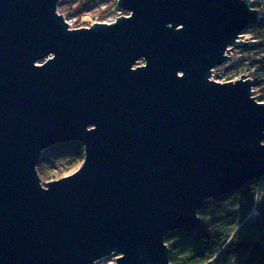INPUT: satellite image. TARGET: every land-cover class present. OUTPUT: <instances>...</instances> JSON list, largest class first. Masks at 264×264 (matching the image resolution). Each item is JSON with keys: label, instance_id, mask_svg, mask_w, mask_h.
Returning a JSON list of instances; mask_svg holds the SVG:
<instances>
[{"label": "water", "instance_id": "1", "mask_svg": "<svg viewBox=\"0 0 264 264\" xmlns=\"http://www.w3.org/2000/svg\"><path fill=\"white\" fill-rule=\"evenodd\" d=\"M60 1L0 0V264H170L169 233L264 178L252 80L210 79L258 11L117 0L127 16L70 29ZM70 142L82 164L43 186L41 154Z\"/></svg>", "mask_w": 264, "mask_h": 264}, {"label": "trees", "instance_id": "2", "mask_svg": "<svg viewBox=\"0 0 264 264\" xmlns=\"http://www.w3.org/2000/svg\"><path fill=\"white\" fill-rule=\"evenodd\" d=\"M252 2L258 16L255 24L248 28L253 35L248 39L247 47L242 50L246 54L241 57L240 62H248L246 72L253 79L254 85L258 86L263 80L260 76L264 72V57L257 56V48H264V0ZM113 6L117 7V1ZM58 11L62 15L61 11L65 10L59 5ZM258 93L264 99L262 89ZM58 153L60 156L55 160L62 167L58 178L74 172L84 159V148L78 142L64 143ZM45 161L46 159L40 158L37 164L39 175L45 174ZM262 191L264 178L253 180L237 192L208 202L198 213L200 225L194 233L172 232L165 238L170 264H231V258H236L238 264H264V216L259 215L260 219L253 221L247 218L239 226L240 223L235 222V215L227 210L231 202H243L247 209H258L257 195Z\"/></svg>", "mask_w": 264, "mask_h": 264}, {"label": "rangeland", "instance_id": "3", "mask_svg": "<svg viewBox=\"0 0 264 264\" xmlns=\"http://www.w3.org/2000/svg\"><path fill=\"white\" fill-rule=\"evenodd\" d=\"M116 1L117 0H61L59 5L62 7V10H65L63 12L61 11V13L64 16L65 21H67V23L69 24V28L77 29L89 27L94 23H111L115 21L118 17L127 16L129 14L128 12L122 11L117 7L114 8L113 5ZM248 28L242 34L239 35V40L247 42L248 39L252 37L253 32ZM242 50L243 49H238L234 52L235 56L233 54L234 57L232 56L229 61L230 65L227 66L225 73L226 75L224 77L215 76V79L218 78L219 81H224V83H226L227 80H238L240 79V75H244V79L249 78L253 80L251 77L248 76V73L246 72L248 62H240L241 57H244V55L246 54V52H243ZM257 51V56L259 58L264 57V48H257ZM142 64V61H139V63H137V65ZM222 65H220V67H222ZM217 70L220 71L221 68ZM250 75H252V72ZM260 77H262L263 79L260 85L255 86L254 81H252V95L254 96L256 101L264 103V99L261 98L262 94L258 93L260 89H262V93H264V72H262ZM63 145L64 143L54 145L44 150L41 154V158L46 159V168L44 170L45 174L40 173L39 175L41 178V184L43 186L46 182L56 180L59 176H61L60 171H62V167L60 162L58 160H55V158L60 156L58 152H60ZM256 201L258 209H247L248 207L246 206V203L243 202H240L238 204H232L233 202H231L228 205L227 210L229 211V213L235 215V222H239V226H241L242 223L246 222L247 218H249L250 221H253L256 218H259V215L264 216V191L260 192L257 195ZM115 258V256L105 257L97 261L95 264H115ZM241 259L243 260V258ZM229 261L231 262V264H238L236 258H231Z\"/></svg>", "mask_w": 264, "mask_h": 264}, {"label": "built area", "instance_id": "4", "mask_svg": "<svg viewBox=\"0 0 264 264\" xmlns=\"http://www.w3.org/2000/svg\"><path fill=\"white\" fill-rule=\"evenodd\" d=\"M239 38H240V36H239ZM235 51H236V49L235 50H229L228 53H226V56H229L228 57V60L222 65V67L219 66V67H216L215 69L212 70V74H211V78H210L211 80L216 81V82H220V83H224V81H222V82L219 81L218 78L215 79V76L224 77L226 75L225 73H226L227 66L230 65V62L229 61H230V59L233 56V54H234ZM234 56H235V54H234ZM220 68H221V70L218 71L217 69H220ZM234 80H236V79L227 80L226 82H230V81H234Z\"/></svg>", "mask_w": 264, "mask_h": 264}, {"label": "bare ground", "instance_id": "5", "mask_svg": "<svg viewBox=\"0 0 264 264\" xmlns=\"http://www.w3.org/2000/svg\"><path fill=\"white\" fill-rule=\"evenodd\" d=\"M227 60H228V57H227ZM227 60H226V61H227ZM226 61H225V62H226Z\"/></svg>", "mask_w": 264, "mask_h": 264}]
</instances>
